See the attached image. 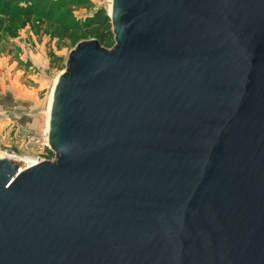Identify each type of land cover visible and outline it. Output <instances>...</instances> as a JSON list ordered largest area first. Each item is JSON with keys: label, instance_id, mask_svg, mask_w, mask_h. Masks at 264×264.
<instances>
[{"label": "water", "instance_id": "95a60500", "mask_svg": "<svg viewBox=\"0 0 264 264\" xmlns=\"http://www.w3.org/2000/svg\"><path fill=\"white\" fill-rule=\"evenodd\" d=\"M107 15L55 79L54 158L0 157V264H264V0Z\"/></svg>", "mask_w": 264, "mask_h": 264}, {"label": "rangeland", "instance_id": "374dc122", "mask_svg": "<svg viewBox=\"0 0 264 264\" xmlns=\"http://www.w3.org/2000/svg\"><path fill=\"white\" fill-rule=\"evenodd\" d=\"M26 4L22 0L18 6ZM100 7L108 14L109 0H45L40 9L52 13L51 10L60 8L59 12L51 18L34 13L25 22L0 14V103L4 94L9 93L18 111L14 114L18 120L15 117H8L6 122L0 120L3 147L19 155L37 151L45 134V111L54 78L64 69L77 42L95 39L93 36L76 39L72 27L64 30L56 21L65 20L71 26L82 24ZM3 108L0 105V118ZM45 152L41 155L54 156L53 151Z\"/></svg>", "mask_w": 264, "mask_h": 264}, {"label": "trees", "instance_id": "16d2710c", "mask_svg": "<svg viewBox=\"0 0 264 264\" xmlns=\"http://www.w3.org/2000/svg\"><path fill=\"white\" fill-rule=\"evenodd\" d=\"M21 1L22 0H0V14L11 15L25 22L31 14L38 13L51 18L52 15H56L60 10V8H57L56 10H51L52 13H50L49 11L40 9L45 0H26L27 4L24 7L18 6ZM56 22L60 28L64 30L72 27L76 39L93 36L104 47H111L113 44L110 18L102 7L98 8L94 14L88 17L82 24L71 26L65 23V20L60 19Z\"/></svg>", "mask_w": 264, "mask_h": 264}, {"label": "built area", "instance_id": "2783aa9c", "mask_svg": "<svg viewBox=\"0 0 264 264\" xmlns=\"http://www.w3.org/2000/svg\"><path fill=\"white\" fill-rule=\"evenodd\" d=\"M28 140H31V137L28 138ZM32 148V146H31ZM46 150H49L48 148V142H47V138L43 132V139L40 142L39 145H37V151H34L33 153H24L22 155L17 154L15 151L10 150L6 147H3L0 144V157H7V155H13V156H21V158L23 159V166L20 169L29 167L43 159H53V157H45L43 156L44 154H46ZM53 151V150H50ZM54 152V151H53ZM43 153V155H41Z\"/></svg>", "mask_w": 264, "mask_h": 264}, {"label": "crops", "instance_id": "0c3cea01", "mask_svg": "<svg viewBox=\"0 0 264 264\" xmlns=\"http://www.w3.org/2000/svg\"><path fill=\"white\" fill-rule=\"evenodd\" d=\"M14 101L9 93H7L6 95L4 94L3 100L1 101L0 105L5 108L2 109L3 115H1L0 120H4L6 122L8 120V117H15V119L17 118L16 120H18V115H14L18 113V111L14 108Z\"/></svg>", "mask_w": 264, "mask_h": 264}, {"label": "bare ground", "instance_id": "6f19581e", "mask_svg": "<svg viewBox=\"0 0 264 264\" xmlns=\"http://www.w3.org/2000/svg\"><path fill=\"white\" fill-rule=\"evenodd\" d=\"M110 2H111V0H109V11H110ZM56 77L54 78V82H55ZM54 82H53V85L51 87V90H50V93H49V97H48V103H47V106H46V111H47V113H46V124H45L46 125L45 126V136H46V138H47L48 119H49V117H48V111H49V107H50V101H51V95H52V89H53V86H54ZM7 158H9V159L17 162L18 165H19V168H21L23 166V159L21 158V156H18V155L17 156H13L11 154V155H7Z\"/></svg>", "mask_w": 264, "mask_h": 264}]
</instances>
